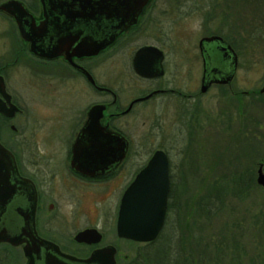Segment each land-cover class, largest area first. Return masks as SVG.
Instances as JSON below:
<instances>
[{
	"label": "rangeland",
	"instance_id": "374dc122",
	"mask_svg": "<svg viewBox=\"0 0 264 264\" xmlns=\"http://www.w3.org/2000/svg\"><path fill=\"white\" fill-rule=\"evenodd\" d=\"M220 4L214 14L226 10L224 2ZM228 5L229 12L220 19L210 18L206 0H158L153 10L157 27L137 43L152 42L156 33H162L164 46L181 76L191 64L186 56L188 48H194V71L199 76V40L222 35L240 53L233 90L258 91L264 82V0H241L238 5L234 0ZM221 22L226 27H221ZM171 47L180 50L176 52ZM113 62V57L102 58V81L115 74ZM16 72L20 87L16 100L23 111L12 122L18 129L16 138L21 139L28 158L63 157L74 130L58 114L38 117V112L45 114L49 109L44 89H36L23 65ZM84 101L87 105L91 99L86 97ZM164 108L138 109L123 119L133 154L143 152L150 156L164 148L175 169V207L169 214L162 243L152 254L164 263L171 245L185 255L192 254L202 264H264V189L256 182L258 166L264 159V96L242 97L237 107L231 97L221 96L219 90L213 89L201 99L197 113V127L202 129L195 130L190 124V128L179 129L181 132L175 126V104ZM242 175L250 179L247 188L246 182H240ZM112 183L120 184L119 180ZM112 183L84 189L82 204H69L63 207L62 214L70 219V237L78 230L97 227L104 237L101 245L111 244L117 249V264H129L144 244L117 238L116 217L124 186L115 190ZM208 196L214 198L216 210L214 216L206 219L199 212L198 201ZM70 248L79 255L85 250L73 245ZM24 261L21 250H14L3 264H25Z\"/></svg>",
	"mask_w": 264,
	"mask_h": 264
},
{
	"label": "flooded vegetation",
	"instance_id": "af4514ba",
	"mask_svg": "<svg viewBox=\"0 0 264 264\" xmlns=\"http://www.w3.org/2000/svg\"><path fill=\"white\" fill-rule=\"evenodd\" d=\"M65 1L48 0L46 11L42 0H0V7L9 4L7 10L0 9V144L13 155L19 178L25 179L35 192L34 225L36 235L56 246L62 254L83 260L88 258L93 251L111 244L101 245L104 237L97 227L78 230L70 237L67 233L70 227V219L67 215L62 214L63 207L69 204L75 206L82 204L86 196V188L94 189L106 183L110 184L115 180L120 182L118 186L116 183L113 186L112 183L111 186L115 190L124 186L119 200L120 205L123 193L132 184L137 174L147 166L155 152L150 156L143 152L132 153V142L124 131L127 126L123 119L133 115L138 109H165L164 107L169 109V105L172 103L177 107L175 108L174 120L178 130L183 129V126H189L190 128V124L193 125L195 130L197 128L202 129L197 127L199 121L197 113L201 108V99L207 98L213 89L219 90L221 96L225 95L228 99L231 97L237 103V107H240L242 97L259 99V95L264 96V93H260L264 82L258 91L242 92L233 90L232 85L238 71L240 53L239 51L236 52L237 49H234L236 45L234 46L222 35L216 34L203 37H218L223 41L210 43L204 50L206 59L209 61L207 71H212L214 56L217 55L219 59L221 58V62L231 57L222 47V45H228L237 58L236 73L230 83L215 82L213 76H211V84L205 92H202L204 62L199 46L200 40L203 38L199 40L197 45L201 64L199 76L194 71L195 61H197L194 48L192 50L188 48L186 56H188L191 64L188 65L186 73H184L185 76H181L182 74L175 69L173 58L169 57L170 54L164 46L162 33H159L160 35L156 33V36L154 35L152 38L154 39L152 42L137 43L146 37L151 29L157 27L153 19V10L158 0H150L138 23L119 35L106 50L93 56H75L76 38L78 37L76 33L70 35V32L74 21L78 18L77 15L83 13L74 10L75 12L71 15L66 9H63ZM206 2L207 7L208 3L212 2L208 7L210 18L223 19V15L226 16L229 2L233 3L234 0H206ZM220 2L222 4L224 2L223 7L226 10L214 14L217 8L219 10ZM236 2L238 5L241 0H236ZM69 22H72L71 27L68 25ZM19 23H21L27 37L36 43V48L47 50V56H40L31 50V43L23 37ZM224 23L221 22L223 28L226 27ZM43 24L44 30L40 32ZM146 47L153 50L142 61L148 66L147 70L152 75L150 77L141 76L134 69V59L137 52ZM171 48L176 52L180 50L178 47ZM5 54H8V56L6 57ZM109 55L111 57H108ZM103 57H107V59L113 57L114 62L112 65L115 68V74L105 76L106 79L102 81L101 66ZM21 65L28 71L29 80L34 82V85L37 86L36 89H44L46 100L49 103V109L45 114H40L36 110L38 117L43 115L49 117L58 114L59 117L61 116V120L69 124L74 130L68 151L63 157L42 155L28 158L24 147H22L21 139L16 138L18 129L12 122L23 112L16 100L20 91V87H18L19 79L16 78V68ZM6 95L9 97L10 104L17 107L12 118L4 112L10 108L9 103L6 101ZM86 97L91 99L87 105L84 101ZM96 106L105 107L102 117L98 120V129L102 130V134H114L122 137L126 148L123 159L118 163L116 161L117 151L123 146L121 147L119 143L110 146L112 153L109 155L108 160H114L115 162L101 165V159L97 158L98 163L94 165L96 166L95 174L90 176L81 173L72 166V147L89 120L90 110ZM52 140L57 141L55 138H52ZM158 150L166 154L170 180L167 213L164 227L159 234L161 235L169 222L170 206L175 207L176 182L171 155L164 148ZM83 168L79 169L83 170ZM86 229H96L102 235L101 242L96 245L77 243L75 236ZM72 245L73 247L77 246L82 247L83 250L85 249L82 252L83 255L75 253L74 248H70ZM0 250L2 251V254L0 253V264H3L4 258L6 261L14 250H21L24 262L27 263L22 246L14 247L4 242L0 243Z\"/></svg>",
	"mask_w": 264,
	"mask_h": 264
},
{
	"label": "water",
	"instance_id": "95a60500",
	"mask_svg": "<svg viewBox=\"0 0 264 264\" xmlns=\"http://www.w3.org/2000/svg\"><path fill=\"white\" fill-rule=\"evenodd\" d=\"M47 2L48 0H42L46 11ZM149 2L150 0H66L63 9L71 15L75 11L83 13L77 15V22L74 21L70 32V35L76 33L78 37L74 55L93 56L106 50L119 35L138 23ZM8 6L9 4L3 5L0 9L7 10ZM71 23H68L69 27L72 26ZM42 26L40 32L44 30V24ZM20 29L25 40L31 43V50L40 56H47V50L36 48V43L27 37L22 26ZM217 41L223 42L218 37H211L203 38L199 43L204 62L202 92L209 88L212 78L218 83H230L236 73L237 58L228 45L222 47L231 57L221 62V58L214 56L212 71H207L209 61L204 50L210 43ZM152 51L149 47L142 48L135 56L134 69L141 76H152L147 70L148 66L142 63L143 58ZM260 93H264V85ZM6 101L10 108L4 112L12 118L17 107L10 104L7 95ZM104 110V106H96L90 110L89 120L72 147V166L85 175L95 174L97 158L101 159V165L115 162L108 160L112 153L110 146L114 143L123 146L117 151L116 161L119 163L125 155L126 145L122 137L102 134V130L98 129V120ZM78 166L81 169L84 167L83 170ZM256 182L264 189L262 163L258 166ZM169 190L168 159L163 151L157 150L122 195L116 223L117 237L139 244L154 242L164 227ZM35 206L34 190L25 179L19 178L13 155L0 144V243L22 246L26 264H116L117 250L112 245L97 249L88 258L81 260L62 254L56 246L40 239L34 225ZM101 240L102 235L96 229H86L75 236L77 243L96 245Z\"/></svg>",
	"mask_w": 264,
	"mask_h": 264
},
{
	"label": "trees",
	"instance_id": "16d2710c",
	"mask_svg": "<svg viewBox=\"0 0 264 264\" xmlns=\"http://www.w3.org/2000/svg\"><path fill=\"white\" fill-rule=\"evenodd\" d=\"M262 96V95H259ZM261 163L264 166V159L261 161ZM243 178H240V182L244 184L246 182V186L244 188H247L248 183L250 182V179L248 176H243ZM242 179V180H241ZM198 208L201 215L209 219L212 216H214L215 213V206H214V198L211 196H208V198L203 197L200 198L198 201ZM174 207L170 206V213L173 212ZM168 226V224H167ZM167 226L165 227L164 231L159 235V237L152 243L144 244V247L138 252V255L135 256L134 259L129 264H202V262H198L197 260L192 257V254L185 255L184 253L178 251L177 246L173 248L171 245L166 250L167 259L164 261V263L160 262L159 259H157L153 254V249H156L158 245L162 243V240L164 237V233L167 230ZM186 253V252H185ZM159 257V256H158ZM165 256H163L164 258Z\"/></svg>",
	"mask_w": 264,
	"mask_h": 264
}]
</instances>
